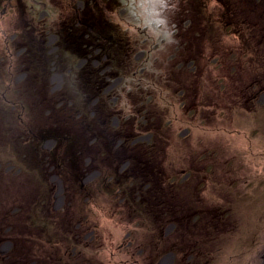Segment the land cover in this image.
Listing matches in <instances>:
<instances>
[{
  "label": "rangeland",
  "instance_id": "1",
  "mask_svg": "<svg viewBox=\"0 0 264 264\" xmlns=\"http://www.w3.org/2000/svg\"><path fill=\"white\" fill-rule=\"evenodd\" d=\"M71 1L0 20V264H264V0H116L106 76Z\"/></svg>",
  "mask_w": 264,
  "mask_h": 264
},
{
  "label": "flooded vegetation",
  "instance_id": "2",
  "mask_svg": "<svg viewBox=\"0 0 264 264\" xmlns=\"http://www.w3.org/2000/svg\"><path fill=\"white\" fill-rule=\"evenodd\" d=\"M114 7H117L116 0H72L71 1V6L70 9L68 10L69 12H67L71 16L68 17L70 20H68L65 24V27L67 29L64 30V34H65L64 37L68 49L72 47V49L71 48L70 49L73 55L75 57L76 56L79 57L78 68L82 70L80 71V73L83 75L89 76L93 74V72L95 71L98 72L99 70L96 69L92 71V67H94V63L95 62L101 63L102 61L107 60L109 57H110L109 59H111V55H109L108 51L110 52V50H112L114 45L123 43L122 40L124 39V37L121 38L120 35L114 34L115 31L117 30L116 24L114 25V23H112L110 20L109 12ZM8 10H10L11 13H7ZM25 10H26L25 0H0V11H1L0 20H4L8 18L5 30L7 32H9L11 29L17 30L16 35L15 34L10 35V39L13 41L17 40L18 45L23 47L22 49H25L27 47L29 50L32 49L35 51V47L40 44V41L39 39L37 41L35 40L36 37L33 35L34 28L32 27V25L30 26V24H28L30 30L29 29H27V31L25 30L24 27L25 20H23ZM17 23L19 24L18 27H17ZM55 25L58 26L56 23H54V27ZM58 28L60 29L61 27ZM111 31H113L114 33ZM62 33L63 30H61L60 36ZM114 36H119V37L114 38ZM58 39H59V35L56 34L49 38L51 42L57 41ZM101 55L102 58L100 60ZM106 69L109 68L104 66V69H102L99 72L102 75L106 76L105 73ZM55 133L52 130L50 131L48 130L46 132L45 131L42 132L40 130L39 132L37 131V133L30 132L28 134L29 137L27 138L30 139L31 137L32 139H34V142L35 141L38 142V141H42L46 137H50L54 139ZM57 136L59 137V135ZM59 155L60 154L57 153L55 157L58 158ZM70 163L72 164L71 159L68 162V165ZM12 246L13 244L12 245L7 244L4 245L3 248L5 247V249L7 248V250H9ZM114 255L117 256V253L113 252L112 256ZM168 255L169 256L166 257L164 256L162 258L161 263L164 262L163 264H166L167 262L166 259L169 258L170 256L173 257L172 254H168Z\"/></svg>",
  "mask_w": 264,
  "mask_h": 264
},
{
  "label": "trees",
  "instance_id": "3",
  "mask_svg": "<svg viewBox=\"0 0 264 264\" xmlns=\"http://www.w3.org/2000/svg\"><path fill=\"white\" fill-rule=\"evenodd\" d=\"M204 1L208 2L209 0H204ZM218 1L220 2L219 5L222 6V8H223L224 6H225V7L229 6L230 10L234 11L235 8H233V6H230L229 3H228V4L223 3V2H224L223 0H218ZM235 2H236V1H235ZM235 2H233V4H234ZM223 4H224V5H223ZM231 5H232V4H231ZM225 7H224V8H225ZM256 9H257V8H256ZM224 14H226V12H224ZM226 16H228V14H226ZM228 17H231L232 19L230 18V20H232V21H230V20H229V21H226V22L224 21V23H226L227 25H228V23H229L230 25H234V26H235L236 24L233 23L234 15H233V14H230ZM228 17H226V18H228ZM235 23H236V22H235Z\"/></svg>",
  "mask_w": 264,
  "mask_h": 264
}]
</instances>
